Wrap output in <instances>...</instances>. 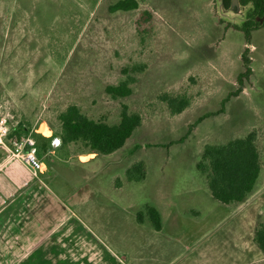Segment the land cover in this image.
Wrapping results in <instances>:
<instances>
[{
  "label": "rangeland",
  "instance_id": "374dc122",
  "mask_svg": "<svg viewBox=\"0 0 264 264\" xmlns=\"http://www.w3.org/2000/svg\"><path fill=\"white\" fill-rule=\"evenodd\" d=\"M115 1L0 0V105L17 122H54L70 103L108 121H116L123 106L139 112L141 123L123 147L84 164L64 163L77 175L92 174L104 195L115 194L134 210L145 203L161 210L218 203L208 198L195 163L204 143L249 130L260 153L255 187H263L264 20L258 16L246 38L234 25L246 19L250 3L235 9L221 0H137L134 9L112 11ZM243 52L252 72L241 92L221 113L196 122L240 87ZM127 74L135 77L130 94L105 92ZM176 95L189 104L172 114L166 97ZM136 161L143 162L145 178L128 181L125 169Z\"/></svg>",
  "mask_w": 264,
  "mask_h": 264
},
{
  "label": "crops",
  "instance_id": "0c3cea01",
  "mask_svg": "<svg viewBox=\"0 0 264 264\" xmlns=\"http://www.w3.org/2000/svg\"><path fill=\"white\" fill-rule=\"evenodd\" d=\"M17 123L14 135L29 133L39 155H48L34 176L0 146V264H264L253 239L264 223V185H254L238 203H222L209 192L218 203L199 210L152 205L160 214L155 229L147 218L137 220L141 207L104 195L92 174L77 175L64 164L99 154L53 145L59 137L46 118Z\"/></svg>",
  "mask_w": 264,
  "mask_h": 264
},
{
  "label": "trees",
  "instance_id": "16d2710c",
  "mask_svg": "<svg viewBox=\"0 0 264 264\" xmlns=\"http://www.w3.org/2000/svg\"><path fill=\"white\" fill-rule=\"evenodd\" d=\"M240 5L250 3L246 19L241 25H234L243 31L248 38L251 30L258 24L254 19L258 15L264 20V0H238ZM225 8L230 0H222ZM138 6L137 0H117L110 5V10H129ZM242 70L237 74V83L243 86V79H247L252 70L248 56L241 54ZM136 70L142 71L138 65ZM135 77L127 74L115 84H107L105 92L112 98L123 97L131 92V84ZM241 86L229 91L222 99L220 107L198 116L196 122L207 116L221 113L223 105L230 97L241 92ZM172 114L181 112L188 104L189 99L184 95L167 96ZM142 117L139 112L129 110L126 106L120 109L116 121L95 118L86 114L79 105L70 103L55 114V121L50 120L52 134L57 135L61 147L69 153L81 154L93 151L97 154H110L123 147L133 130L140 125ZM19 123L11 129L10 136L18 134ZM196 169L202 175L212 197L222 203H238L244 201L252 192L259 176L261 163L260 153L256 145V132L247 131L242 136L229 138L218 143H204L200 159L195 163ZM128 181H140L145 178L143 162L136 161L125 169ZM136 218L142 221L147 218L155 229L160 228V214L150 205L143 204L136 212ZM254 241L264 253V223H258L254 232Z\"/></svg>",
  "mask_w": 264,
  "mask_h": 264
},
{
  "label": "built area",
  "instance_id": "2783aa9c",
  "mask_svg": "<svg viewBox=\"0 0 264 264\" xmlns=\"http://www.w3.org/2000/svg\"><path fill=\"white\" fill-rule=\"evenodd\" d=\"M13 115L0 105V146L7 152L10 158L21 160L37 176L43 162L46 152L39 155L35 147V141L29 133H22L19 136H10L11 129L16 125ZM53 145H59L60 140L57 137L51 139Z\"/></svg>",
  "mask_w": 264,
  "mask_h": 264
},
{
  "label": "water",
  "instance_id": "95a60500",
  "mask_svg": "<svg viewBox=\"0 0 264 264\" xmlns=\"http://www.w3.org/2000/svg\"><path fill=\"white\" fill-rule=\"evenodd\" d=\"M221 3H222V0H221ZM223 5V4H222ZM239 7V2L238 0H230V5H229V8H235V9H238Z\"/></svg>",
  "mask_w": 264,
  "mask_h": 264
},
{
  "label": "flooded vegetation",
  "instance_id": "af4514ba",
  "mask_svg": "<svg viewBox=\"0 0 264 264\" xmlns=\"http://www.w3.org/2000/svg\"><path fill=\"white\" fill-rule=\"evenodd\" d=\"M263 16H264V14H263ZM257 18H258V15H255L254 16V19H256L257 20ZM261 19L260 20H262L263 18L262 17H260ZM258 21V20H257Z\"/></svg>",
  "mask_w": 264,
  "mask_h": 264
}]
</instances>
